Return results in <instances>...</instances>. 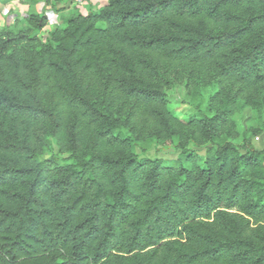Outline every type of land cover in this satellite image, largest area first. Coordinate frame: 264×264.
<instances>
[{
	"label": "trees",
	"instance_id": "16d2710c",
	"mask_svg": "<svg viewBox=\"0 0 264 264\" xmlns=\"http://www.w3.org/2000/svg\"><path fill=\"white\" fill-rule=\"evenodd\" d=\"M0 25V264H264V147L231 138L264 88V0H107ZM216 92L177 118L168 76ZM204 146V155L188 143ZM172 144L175 159L139 156ZM51 145L59 155L40 160Z\"/></svg>",
	"mask_w": 264,
	"mask_h": 264
},
{
	"label": "rangeland",
	"instance_id": "374dc122",
	"mask_svg": "<svg viewBox=\"0 0 264 264\" xmlns=\"http://www.w3.org/2000/svg\"><path fill=\"white\" fill-rule=\"evenodd\" d=\"M107 0H0V25L5 21L12 22L14 19L21 20L28 12H44L48 17V23L39 33V38L45 41L48 34L65 25V19L74 14H86L92 10L98 12L106 4ZM168 97L170 103L168 109L177 118H188L190 115L203 110L208 99L216 92L214 81L209 77L191 75L188 69L173 71L168 76ZM259 106L244 102L239 98L240 107L234 116V133L223 139L233 145L242 148L243 146L261 150L264 147V88L258 92ZM204 146H196L188 143V149L204 155ZM135 152L139 156L149 158L175 159L178 151L172 144L157 145L152 143L145 151L136 147ZM54 156L61 164L66 162V155H59L57 148L51 145L45 150L39 159L43 160Z\"/></svg>",
	"mask_w": 264,
	"mask_h": 264
}]
</instances>
